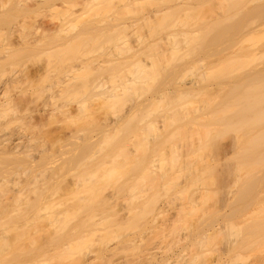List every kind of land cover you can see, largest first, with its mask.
Returning a JSON list of instances; mask_svg holds the SVG:
<instances>
[{"label": "rangeland", "instance_id": "1", "mask_svg": "<svg viewBox=\"0 0 264 264\" xmlns=\"http://www.w3.org/2000/svg\"><path fill=\"white\" fill-rule=\"evenodd\" d=\"M27 1L29 2V0ZM40 1L39 3L42 6V3H44L46 7V0L45 2L41 1L42 3ZM53 1H55V4H53ZM83 1L84 0H52L50 3L52 7L49 8L48 5L50 0H47L48 3L46 8L37 5L33 8L35 9L34 11L37 10L34 13L31 11L33 9L28 8V13L26 14L29 15L23 14L26 16L25 18L21 16L22 12L21 15L18 14L20 12L16 13L17 17H15V12L17 10L13 12L14 14L12 15V10L8 7L5 6L3 7L4 9L2 8V12L5 8L8 9L5 10L7 11L5 15L4 11L3 14H1L2 17L0 16L3 22L0 21V27H11L12 29L9 30L8 33L11 34L9 35L6 33L8 29L0 28V30L5 33L4 39L2 38L4 35H0V44H4L5 40L10 39V41L15 40L16 43L14 41L13 43L17 46L18 40H16L15 37H17V39L18 37L21 38L22 36L20 35H23L26 26L28 31H25L29 33L26 34L29 35L28 41L31 40L32 43H30L31 41L28 43V50L26 49L27 47L23 49L24 52H27V54L23 52L24 56H20L22 50L21 54H19V50L17 54H12V50V55L10 54L8 56L10 58L12 57L11 61L7 58L10 63L8 64L7 61L4 60L6 63H2H4L3 65L5 68L3 69L2 67L0 70L1 82L10 74L11 76L15 75L16 79L18 76L22 78V75L27 78H24V80L28 82H24L23 78L20 79V81H23V84L17 82L19 80L18 78L17 81L10 82L14 85L8 83L9 85L6 86L9 92L7 93V90H5L6 93H4L8 95H11L10 93H12V95L14 94L15 106L14 104L11 106L17 107L15 109L17 111H15L16 114L12 116L13 114L7 113V111H9L7 110L4 115L0 114L3 116L2 118L0 117V120H4V117L6 119V116L9 114V122L13 120V122L10 123L12 128L16 125L20 127L22 124L24 128L26 127L24 124L29 123L27 125L28 132L25 131V129L24 131L20 130L21 127L19 128L17 126V130L16 128L12 129L9 125L12 130H16V133L17 131L18 133L16 135L10 133L9 135L11 136L7 135L8 137H6L4 132L7 134L10 129L9 127V129L6 128L8 126V121L1 120V122H3H0V124H2L0 127H3L4 122L6 123L4 124L5 128L1 129V133H3L1 136H3V138H0V142L8 144L7 141L12 138L14 139H12L13 142L16 140L21 141V137V142L24 143L23 145L20 144V141V143L17 141L15 142V145H21L18 147L20 150L22 146L25 148L24 145L30 147L29 144L27 145V140L28 138L31 139V145L35 144L32 146V150L30 148L32 154H27V156L32 155L30 156L31 160L33 156L38 158V156H40L38 153L41 154L45 149L47 152L51 149L52 152V149L55 148L53 149L55 150V155H53V152H48V155H52L49 157L50 159L45 152L42 154L44 159H42L41 156L38 159H34L33 157L34 161H37L36 163L32 160L34 162L32 164L33 166L36 164L38 165L40 162L39 171L37 166H29L30 169L33 168V170L25 169V172L33 171V175L34 173L40 175V173L42 171L45 172L46 169H48L47 171L49 173L51 170L53 173L61 172L58 173L61 174V176L59 175L60 178L56 175L59 180L63 177L62 180H60V185L58 184L60 182L59 180L57 183L58 185L54 182L56 177L55 180H52L57 186L63 185V189L61 187V190L58 189L60 187L57 188V186H55L56 192L57 189L58 194L62 192L63 200H66L65 196L63 197V193H66L64 192L66 189L67 191L70 189L72 192L73 190L78 192V197L76 194L71 198L70 196L72 195L69 190L70 196H66H69L66 204L69 201L76 202L79 198L83 200L89 194L84 192L83 189H86V186H93V189L89 187L86 190L91 188L92 190H89V192H93V195H96V197L98 196L97 194H99L100 197H98V200L102 197L100 203L102 202L104 206L106 205L105 208L102 206L105 210L102 215L107 214L106 216H108V213H110L113 215V217L109 215V217L113 218V220H111L115 223L118 220V223H116V227H113L112 225H115V223L111 221L112 224L110 225L112 228L108 227L105 229L106 225L104 224L103 227V220L101 224L95 226V229H85V235L87 234L92 239L91 244L83 248L81 252L73 253L74 255L67 257L68 259L62 258V261H59L60 259L57 257L58 255H56L59 248L60 250L66 249L69 251L71 250V246L70 244H65L64 241L62 242L64 246L59 245V248L55 247L58 243L56 244L55 242V244H51L53 239L57 238L60 234L59 232L56 234L57 231H54L57 236H54V238L50 236V233H52L51 230L53 231V228L57 230V228L52 225L51 227L48 226L50 229L47 226H42V229L40 227V229L38 228L39 232H37L38 230L33 231L32 229L34 228L32 226V229L31 227L27 229L30 225L23 227L22 219L20 217V219L18 218L19 215H17V218L13 215L14 219L12 218V224H14L16 219V221L21 223H18V225L20 224L19 226L23 228V231L20 227L15 229L14 226L13 233L11 232L13 236H11L12 234H9V232V235L6 236L7 232L4 234L2 231L4 229H0V233L2 232L3 235L6 236V239L4 237L2 238L1 235L0 237L2 240L8 241L7 237L9 236L10 243L11 241L13 242L17 235L22 236L19 242L17 240L14 244H9L10 247L13 246L15 249L7 245V247H9L7 248L9 252L11 250L15 251L18 256L12 253L13 255L11 254V257L8 255L11 252L9 253L8 250H6L8 252L7 256L4 254L5 256L1 257L0 255L2 259L0 260V264H11L10 262L13 260L14 264H33L35 259H37L35 264H46L47 262V264H82L79 262L92 258L93 259L88 262L89 264H154V256L157 257L155 259H158V264H264V0H250V2L249 0H245V2L244 0H142V2L139 1V4L138 1H136L132 5L125 6H123L124 0H122L121 4H123L121 7H119L120 0H104L103 3L105 4L102 7L93 8L89 13L90 17L86 15V18L103 19V17H105L104 19H107V14L108 16L114 14L115 16L113 15L114 17L112 16V18L117 20L123 18V20H125L124 26L121 25L120 22L117 24L118 26L107 27L108 29H93L91 26L94 25H91V22H87L90 26L89 29L87 27L88 25L85 23L82 24L84 26H80L81 21H78V18L76 19L70 12L76 11L79 14L84 6L83 4L81 6ZM113 1L114 4L117 2L119 5H112ZM34 2L35 1L29 3L36 5L37 2H35V4ZM32 5L30 6L34 7ZM189 5L191 6V9L189 7L190 10L186 7ZM38 7H41L43 11ZM159 8L162 10L165 9L164 11L166 12L162 11L159 15H153L152 12ZM29 11L31 13H29ZM116 11H118V13ZM181 11L183 14L187 11L188 15L185 14L181 17ZM188 11H190V14ZM8 12H10V14ZM38 12L40 13L39 15ZM7 13L9 16L12 15L15 18L12 19V16H10L11 18L8 17ZM178 13L180 16H178ZM94 14L100 15L97 16ZM65 16L67 18H64ZM184 16H187L186 19L188 20H185ZM4 17L6 20L12 19L9 25L7 23L9 21L5 20V24H7L2 26V24L4 25ZM68 18L72 19V21L75 18V21H69L70 24L67 21L69 20ZM62 19L65 20L63 24L60 22ZM248 19L250 21L249 24ZM181 21L183 22L182 25ZM23 22H26V24H24L26 26L21 28ZM218 22L220 24H218ZM182 26L183 28L185 27V31L186 29L188 30L187 27L191 26L190 29L195 30L197 34L188 37L191 39H187L190 40V43H187L188 45L185 43V46H188H186L187 48L183 49L182 46V49L178 50L179 45L175 47L170 45V47L169 44H172V42L173 44H183L181 40L183 39L182 36L179 37L180 35H178V38L176 35L171 34L172 32L177 33L175 32L177 30L178 33H181L179 30L182 29ZM247 28H251L252 30L249 38L245 37L248 30ZM20 32L21 34H19ZM17 34L19 35L17 36ZM30 34L32 35L30 36ZM173 36L177 38V41L181 38L182 44L180 41L174 43L176 41L173 40ZM168 37L170 40L172 39V42L170 41L169 43ZM246 38L247 40H245ZM7 41L6 43H9ZM11 43L9 48H14V44L12 43V45ZM17 48L18 47H16V50ZM226 48H229V50L232 48L235 49L236 56L239 58L235 57L236 60L232 59L235 60V62L237 61L236 64L234 61L231 62L230 60L232 59H229V57L226 58L229 53L232 54V56L235 55L233 54L234 51L229 52ZM222 49H226L229 53L225 50V54L227 53V55H224V50L222 52ZM147 50L148 52H146ZM156 50L161 53V50H165V52L160 54L158 58V52H156ZM219 50L225 56L221 57L220 55V57L222 59L225 58V60L229 59L231 65L230 63L228 65L229 61L226 60L227 62H225V60H221L222 63L219 62L220 65H216L217 67L211 66L210 62L213 58L211 60L210 57L217 55L215 53ZM141 51L146 52L147 56H151L150 53H154L151 57L154 59L157 56V59L155 58L156 60L154 59V63L145 66L144 69L143 66L140 68L141 66H134L133 63H130V65L127 63L129 68H127L128 65L127 67L126 65H121L124 63V57H143L146 55ZM190 53L192 55L187 56ZM217 56L220 58L219 54ZM191 57L194 58V60ZM119 59L123 60L120 61L122 62L120 65L118 62ZM191 59L195 62H192ZM201 59H205V61ZM208 59L211 61L207 64L206 60ZM127 60L128 59H126V61ZM189 60L191 62L187 63ZM217 60L218 59H216L215 62L213 61V63H216ZM114 62H116V64ZM131 64H133V66H131ZM24 66H26V68L28 67V69L25 68L26 71L23 70ZM21 71L23 73L26 72L28 75L23 74ZM133 71L138 74H143L142 72H144L145 77H143L144 75H142V78L141 75L132 74ZM69 74L70 76L74 75V77L72 76L73 78H71L67 76ZM135 75H138V77L134 78ZM68 77H70L69 79L71 80H68ZM128 78L133 79L126 83ZM137 79L139 82H134V80ZM57 82H59V85ZM131 82L132 84H130ZM24 83L26 84L24 85ZM123 83L124 88L122 87ZM192 83L198 85V91L195 90L197 92L193 91L189 94L180 93V87ZM27 84V92H25V94L21 93L23 86L27 87ZM81 84H89L88 88H86L88 91L85 90V86H81L80 89H83V92L80 91L81 93H78L79 91H77V89L79 88L77 86L80 87ZM129 84L133 87L130 86L132 88H129ZM113 87L116 90L120 87L123 89H119V92L117 91L118 93L114 90L115 93H113V95L115 96L111 95V93V96H107L109 95L107 91H112ZM35 89L38 92H36ZM23 90L26 91L25 89ZM32 90H35L36 93L32 94ZM19 92L21 93L20 95H24V98L22 97L23 95L20 96L23 99H19L21 101L26 99L27 105H29L25 108L26 110L24 109V103L22 102L24 107L20 106L19 104H21V102L17 100L16 95ZM30 92H32V95ZM37 93L39 97L38 95L34 96ZM12 95L11 97H13ZM28 95L29 97L27 98ZM29 98L30 100L34 98V101L32 100L30 102ZM54 101H57L55 108L57 105H60L65 109L63 108V110L61 107L56 112L57 108H53L52 105ZM24 102L26 104V101ZM81 102L85 106L82 110L79 108L82 107V105L79 106ZM136 103L141 104L140 108L129 111ZM53 104H55V102ZM18 110L20 113L21 111L23 112V120L21 121L25 123L21 122L20 119L19 122H17V120L14 123V120L20 117L10 119L11 116L12 118L16 117L17 112H19ZM28 110L29 112H27ZM53 110L56 113L50 115L49 113L53 112ZM132 111L133 115L129 114ZM126 112L127 115H125ZM30 115L33 117L31 118ZM117 119H119L120 122L108 126L109 123ZM20 122L22 123L21 125ZM3 129L6 131H3ZM105 129H107L106 132ZM24 132H26V134ZM68 133L69 135L72 134L70 135L71 138H64ZM29 134L32 138L31 136L29 137ZM75 134L77 139L75 138ZM17 136L19 137L17 138ZM23 136L26 138V142L23 141V139L25 140ZM59 138H61V140ZM85 138H89L90 145ZM68 139H70V141ZM40 140H44V143L42 142L44 147L40 145ZM12 141L9 142L13 143ZM60 141L63 143L66 141V144H61ZM77 141H81L79 143H81L82 146H84L83 143L85 142V146H89V148H86L89 152L85 151V147H81V144H78ZM51 142H53V146ZM55 142H59V144H55ZM87 142L88 144H86ZM36 145L38 146L34 148ZM59 145L63 146L61 147L62 150L59 148ZM49 146H51V148ZM56 147L60 149V151H58ZM24 148H21V150H24ZM80 148L84 149L86 154L85 157L82 156L84 157L83 159L81 155H84V152L80 153ZM30 150L29 152H31ZM25 151L27 152L28 150L25 148ZM78 152L81 154L80 157ZM25 155L22 154L20 156ZM47 158L50 161H48ZM63 158H68L66 159L67 164ZM74 159H79L78 162H80L81 159L83 161L80 166L77 167V163H75ZM9 161L10 160H6L4 163H8ZM51 161L54 162L52 163ZM101 163H103V166ZM126 163H128L129 167L130 165L133 167H130L131 169L124 168V166L127 167ZM6 164H2L4 166L0 168L3 169L5 166L8 167H6L5 170L14 168L11 166V162L8 164L9 166ZM44 165L45 167L47 166L45 170ZM40 166L43 168L42 170H40ZM19 167L20 166L15 167V169H18L17 172H20L22 169H19ZM21 167H24V165L22 166L21 164ZM60 167H62V169L58 171ZM68 167L72 169L69 170ZM109 167L116 168L117 170L119 168L121 170L126 169L127 171L124 170V174L123 171L119 170L121 172H119V174L117 171V175L121 176H118L117 179V176L108 179L106 169L109 170ZM34 168L39 173L35 172ZM11 169L7 173H10L12 176L13 173L11 174V172L15 169L12 171ZM49 169L51 170L49 171ZM54 169L57 172H54ZM82 170H85L86 174L87 171L93 174L96 172L94 175L95 177L91 178L93 180L90 179L91 181H89V179H86L89 178L91 174H87L90 176H85ZM22 171L24 170L22 169ZM15 172L16 170L14 171V175L17 174ZM21 172L20 176L18 174V177H16L17 175L12 177L9 176L10 180L13 178L12 181H9L8 177H6V181L9 183L8 187L10 188V185L12 187L13 184V187L10 188L13 192H11L8 187H5L4 190L9 189V191H3L2 185L0 184V190H2L4 194L6 192L3 197L5 198V202H3L4 199L0 197L1 204L7 202L9 205L10 203L16 205L17 202L19 203V201H21L20 205L18 204L17 206L22 208V202V205L26 204L24 201L25 197H23L24 200L22 198L23 195L28 198V200L26 199V201H29L27 203H30V200H32L35 204H39V201L35 200L38 195L35 197L36 195L33 194V192L40 194L37 193L36 190L41 188V191L45 190L43 193L44 195L46 191H48L47 193L49 194V190H46L45 186H43L44 189H42V187L39 186L41 183L34 180L32 173L25 174L24 172L25 175H21ZM48 172H45L46 175H48L49 178H54V176L52 177L54 174L51 172V175L48 174ZM45 173L43 174L44 176L41 174L43 178L38 176L41 178V180L39 179L40 181L46 176ZM0 174L5 177L6 173ZM80 174L84 176L82 177ZM30 175H32L31 179H29ZM79 176L85 181L86 186L82 183V179H80L82 182L78 180ZM46 177L43 181H46ZM102 177H105L106 180L102 181L103 179H100ZM19 178L21 181L18 180ZM84 178L88 180V182L84 180ZM1 179H3V181L5 180L3 177H1L0 180ZM14 179H16L21 186L24 185L22 186L23 189L21 186H19L20 188L16 187ZM74 179L75 181H73ZM76 179L78 181H76ZM16 180L15 183L17 182ZM22 180L24 182H32H30L31 184L27 182V184H30V186L28 184V187L26 183L23 182L22 184ZM33 181L38 182L37 186L36 184L33 185ZM52 181L50 183H52ZM11 182L13 183L10 184ZM46 182L42 183H49ZM73 182L77 184L74 185ZM7 183H3V187L4 184ZM55 184H51L53 185V190L51 189L52 191L50 194H52L51 196L54 195L52 199L56 198L58 195L53 192L55 191ZM18 185L19 184H17V186ZM68 185L71 188L74 186L73 188L79 190H72L66 187ZM133 185H135L133 187L134 189L131 188ZM31 186H34V188ZM35 186L38 187L36 190ZM117 186L119 187L118 193L117 190H115ZM122 186L125 187L122 188ZM14 187L16 189L18 188L17 191ZM118 187L116 189H118ZM120 187L122 189H120ZM31 188L32 191H35L30 193ZM123 189L126 190L124 191ZM2 191L0 193H2ZM21 191H23L24 194ZM17 192L18 194H16ZM20 192L22 196L20 194V197H18ZM25 192L28 193L29 196L27 194L25 195ZM14 193L17 197H15ZM43 194L42 196H44ZM48 194L46 195L48 196ZM1 195L2 194H0V196ZM10 195L12 199H10ZM46 195L43 198L44 200H48L49 198L48 196V198L45 199ZM82 197L84 198L82 199ZM19 198H22L23 201H17ZM38 198H40V196ZM50 198L49 200H51ZM57 198L56 200H58ZM10 200H16V202H11ZM44 200H42V203ZM61 200L58 201L62 203ZM93 200L96 202L97 198ZM102 200L105 202L107 201V203ZM145 200L146 205L148 201H151L149 204L152 203V210L149 211L151 213L147 212L150 207L148 210L146 209L144 204ZM32 201L31 203H33ZM46 203L48 202L46 201ZM55 203L52 202L51 205ZM69 203L67 206H69ZM56 204L57 205L53 206V208L56 207L57 209L59 204ZM14 205H11L13 209H15ZM17 206L15 207L18 208ZM46 206L44 207L45 209ZM130 206L133 207V210ZM144 206L147 214L139 219V217H136V215L138 216L136 212L138 211L137 213H139L144 211ZM41 207L42 206H40V208L36 206L37 209H41L42 211L44 208ZM60 207L65 206L61 205ZM60 207L58 208L59 210L61 209ZM7 209L10 211V208ZM13 209H11V212L13 211L12 213L16 214L18 210ZM45 209L42 212H44ZM69 209H72V207H69ZM97 209L100 210V206ZM145 212L139 213V215H143ZM100 213H98L97 216L99 219L101 218ZM11 215L10 213V216ZM108 220L109 218L106 223ZM125 222L134 226L131 225L127 227L128 224ZM25 223L26 225L28 224V222H24V224ZM71 224L70 221V225ZM70 225L66 230L71 229ZM123 225L126 227H123ZM121 227H123V229H120ZM118 228L120 230H118ZM19 229L20 231H17L19 234L16 235L15 233L17 232H14V230ZM45 229L49 230L50 233L47 234ZM27 230H31L34 233L37 232V234H31V231L30 233L29 231L26 232ZM40 230L43 232L40 233ZM117 230L119 232L123 231V233L120 232L119 234ZM10 231H12V229ZM26 233L34 236L33 240H35V243L33 241L31 242L34 244L37 243L42 248L36 245V247H33L34 244L29 243L32 238L29 237V235L27 236ZM44 233L46 234L45 237H43ZM14 235L16 236L14 237ZM105 235L106 238L101 242V239ZM48 236H50V239L52 237L51 241ZM44 238L47 239L43 241ZM98 239H100V241ZM72 243L73 246L77 244L76 241H72ZM102 243L104 245L107 243L104 249L116 246L115 250L107 251L106 249V253H103L104 250H98V252H101V255L104 254V259L100 255L101 258L97 256L96 253L98 252L95 253V251L99 249L98 247L102 246ZM42 245H45V251L48 255L46 256V254H43L42 256L41 253L39 257V250H44ZM31 247L33 251L30 250ZM19 248L22 250V254L18 252L20 251ZM35 250H37L38 253ZM2 251H4V249H2ZM30 251L31 255L29 254ZM33 252H36L34 254L35 259L31 257ZM145 253L148 254L147 258L143 256ZM37 254L38 256H36ZM94 254L97 256L96 259L93 257L95 256ZM149 254L152 255L151 259L148 258L150 257ZM47 257H49V260L46 262L43 259H47ZM55 257L58 260L55 259ZM38 258L42 259L39 260ZM70 258L72 262L69 263ZM161 259L166 261H162ZM67 260L69 261L66 262ZM83 263L85 264V262Z\"/></svg>", "mask_w": 264, "mask_h": 264}, {"label": "bare ground", "instance_id": "2", "mask_svg": "<svg viewBox=\"0 0 264 264\" xmlns=\"http://www.w3.org/2000/svg\"><path fill=\"white\" fill-rule=\"evenodd\" d=\"M33 1L37 2L36 5H32V3H31V4L29 3V2H33ZM39 1H40V0H37V1H36V0H32V1L29 0V2H28L27 0H0V16L2 17L1 14H3V12H4L6 9H8V8H9L10 10H12V13H11L12 15L14 14L13 12H15V11L17 10V11L15 12V17H17L16 13H18V12H20V13H18V14H20V15H21V12H22V15H21V16L29 15V14H26V13H28V12H27V11H28V8L33 9V8H35V6H37V5H40L42 8L45 7V6H44V3H42V2H45V0H44V1L41 0L42 2L40 1V2L43 4L44 7L39 3ZM60 1H62V0H60ZM63 1H65V0H63ZM108 1H111V0H108ZM121 1H122V0L119 1L120 3L118 2V3L120 4L119 7H121L122 4H123V3L121 4ZM136 1H138V4L140 3L139 1L142 2V0H124V1H123V2H124L123 6H125V5H130V4L132 5V4L135 3ZM35 2H34V4H35ZM51 2H52V0H50V2H49V5H48L49 8L52 7V5H50ZM54 2H55V1H53V4H55ZM103 2H104V0H103V1H102V0H84V1L81 3V6H82V4L84 5V6L82 7V8H83L82 11H80L79 14H78L76 11H74V12H70V14H71V15L73 14L74 17H76V19L78 18V19H77L78 21H79V20L81 21V22H80V23H81L80 26H84V25H82V24H84V23L88 25V24L91 22L90 24H91V25H92V24L94 25V26H91V28L93 27V29H94V28L104 29V28L111 27V26L113 27V26H116L117 24H119L120 22H121V25L124 26L125 20H123V18H122V19H118V20L112 18V16H113L114 14H112V16H108V14H107V17H108V18L106 17L107 19H104L105 17H103V19H101V18H89V19L86 18L87 16L90 17L89 13H90V11H92L93 8H99V7H102V6L105 4V3H103ZM105 2H106V1H105ZM244 2H245V0H244ZM247 2H248V1H247ZM249 2H250V0H249ZM28 3H29V4H28ZM45 3H46V7H47V3H48L47 0H46ZM102 3H103V4H102ZM107 3H108V2H107ZM115 4H116L117 6L119 5V4H117V2H116ZM115 4H114V1H113V4H112V5H115ZM30 5H32V6H34V7H31ZM109 5H110V4H109ZM112 5H111V8H112ZM136 5H137V4H136ZM5 6L8 7V8H5V10H3V12H2V8L5 7ZM105 6H106V5H105ZM41 7H38V8L41 9ZM46 7H45V8H46ZM113 7H114V6H113ZM126 7H127V6H126ZM126 7H124V8H126ZM128 7H129V6H128ZM128 7H127V8H128ZM186 7H187L188 9H189V7H190V9H191V6H190V5H189V6H186ZM186 7H185V8H186ZM53 8H54V7H53ZM129 8H130V7H129ZM171 8H173V7H171ZM3 9H4V8H3ZM107 9H108V8H107ZM188 9H187V10H188ZM190 9H189V10H190ZM34 10H35V9L31 10V11H33L32 13H34V12L37 11V10H36V11H34ZM41 10L43 11V9H41ZM98 10H99V9H98ZM164 10H165V9H164ZM164 10H162V9L159 8V9L154 10L152 13H153V15H159V14L162 13V11H163V12H166V11H164ZM184 10H185V9H184ZM6 12H7V11H5L4 15L6 14ZM23 12H25V13H23ZM39 12H40V10H39ZM39 12H38V15L41 13V12H40V13H39ZM96 12H97V10H96ZM113 12H114V11H113ZM116 12L118 13V11H116ZM189 12H190V11H188V13H189ZM8 13L10 14V12H8ZM8 13H7V16H8V17L12 16V15L9 16ZM29 13H31V12L29 11ZM91 13H92V12H91ZM23 14H24V15H23ZM102 14H103V13H102ZM115 14H116V13H115ZM181 14H182L181 17H183V15H185V14L188 15V14H187V11L185 12V14H183L182 11H181ZM189 14H190V13H189ZM36 15H37V14H36ZM86 15H87V16H86ZM94 15L99 16L100 14H99V15H98V14H94ZM7 16H6V19H7ZM104 16H105V14H104ZM114 16H115V15H114ZM114 16H113V17H114ZM178 16H180L179 13H178ZM15 17L12 16V19L15 18ZM25 17H26V16H24V18H25ZM68 17H69V16H68ZM118 17H119V16H118ZM118 17H117V18H118ZM186 17H187V16H184L185 20H188V19H186ZM189 17H190V16H189ZM10 18H11V17H10ZM10 18H8V19H10ZM64 18H67V17L65 16ZM177 18H178V19H181V18H179V17H177ZM190 18H191V17H190ZM3 19H4V20H3ZM3 19H2V20L4 21V25L2 24V26H5L7 23H8V25H9L10 20L12 21V19H10V20H6L5 17H4ZM68 19H69V18H68ZM74 19H75V18H74ZM74 19H73V21H72V19H69V20H67V21H68V22H69V21L74 22V21H75ZM182 19H183V18H182ZM5 20H6V21H9V22H7V23L5 24ZM183 20H184V19H183ZM183 20H182V21H183ZM218 20H219V18H218ZM218 20H216V21H218ZM0 21H1V19H0ZM182 21H181V22H182ZM220 21H221V20H220ZM220 21H219V22H220ZM1 22H2V21H1ZM60 22L63 24V23L65 22V20L62 19V21H60ZM68 22H67V24H68ZM87 22H89V23H87ZM117 22H118V23H117ZM181 22H180V23H181ZM183 22H184V21H183ZM183 22L181 23V25L183 24ZM219 22H218V24H220ZM249 22H250V21H249V19H248V24H249ZM2 23H3V22H2ZM61 23H60V25H61ZM69 23H70V22H69ZM122 23H123V24H122ZM184 23H185V22H184ZM186 23H187V21H186ZM24 24H26V22H23V24L21 25V28H24V27L26 26V25H24ZM70 24H71V23H70ZM187 24H188V23H187ZM8 25H7V26H8ZM23 25H24V26H23ZM64 25H65V24H64ZM55 26H57V25H55ZM76 26H77V24H76ZM76 26H75V28H76ZM117 26H118V25H117ZM186 26H187V25H186ZM8 27H9V26H8ZM58 27H59V26H58ZM87 27H88V29H89L90 26L88 25ZM121 27H122V26H121ZM190 27H191V26H190ZM190 27H187L189 31H188L187 29H186V31H185V29H184L185 27L183 28V26H182V29L179 30V32H181V33H178V30L175 31V32H177V33H173V32L171 33V34L176 35L177 37H178V35H180L179 37L182 36L183 39H181V38H180V39L183 41V44H184V45L182 44V42H181L180 39H178V41H180L182 45H180V44H173L172 39L170 40V38L168 37V38H169V39H168V40H169V43H170V41L172 42V44H169V46L172 45L173 47H175L176 45H177V46L179 45V46H178V50H181V49H182V48H181L182 46H183V49H184V48H187V47H188V46H187V45H188L187 43H188V42L190 43V40H187V39H191V38H188V37L191 36V35H193V34H197V32H195V30L190 29ZM194 27H195V26H194ZM0 28H2V29H4V28H5V29H8V31H7L6 33L9 34V35H11L10 33H8L9 30L12 29L11 27H9V28H7V27H4V28H3V27H0ZM26 28H27V26H26L24 29L27 30ZM56 28H57V27H56ZM79 28H80V27H79ZM192 28H193V27H192ZM248 28H249V27H248ZM248 28H247V29H248ZM107 29H108V28H107ZM111 29H112V28H111ZM183 29H184V30H183ZM194 29H195V28H194ZM247 29H246V30H247ZM25 30L23 31V35H20V36H22L21 38L18 37V39H17V37H15V39L18 40V41H17V44H16L17 46H15V44L13 43V41L16 43L15 40L10 41V39H9V40L7 39L8 41H7V40H5V42L2 41V42H4V44L1 42V43L3 44V46H4V47H3L2 44H0V63H1V65H3L4 63H2V62H5V61H7L8 64L10 63V62L7 60V58L11 61V58H12V57L10 58V57H8V56L11 54L12 50H13V52H14V53L12 52V54H15V53L17 54V53H18V50H19V54H21V50H22V54H21L20 56H24V55H23V52H24L23 49H25L26 47H27V48H26L27 50L29 49L28 43H29L31 40L28 41V40H29V37H28L29 35H26V34L28 33V32H27L28 30H27V31H25ZM91 30H92V29H91ZM182 30H183L184 32H183ZM246 30H245V31H246ZM0 31H1V30H0ZM11 31H12V30H11ZM11 31H10V32H11ZM101 31H102V30H101ZM104 31H106V30H104ZM18 32H19V31H18ZM25 32H26V33H25ZM248 33H250V34H248ZM251 33H252V30H251V28H250V29L247 30V34L245 35V37H248V38H249V37H250L249 35H251ZM1 34L4 35V36L2 37V38L4 39V37H5V33L1 31L0 35H1ZM19 34H21V32H20ZM19 34H17V36H18ZM24 34H25V36H24ZM28 34H29V33H28ZM181 34H182V35H181ZM31 35H32V34H30V36H31ZM26 36H27V37H26ZM170 37H171V35H170ZM179 37H178V38H179ZM27 38H28V39H27ZM32 38H35V37H32ZM171 38H172V37H171ZM176 39H177V38H176L175 36H173V40L176 41V42H174V43H178V41H177ZM1 40H2V39H1ZM19 40H20V41H19ZM245 40H247V38H246ZM6 41L9 42V43H6ZM11 42L14 44L15 47H14V46H13V47H14L15 49L12 48V47L9 48ZM5 43H6V44H5ZM12 43H11V44H12ZM30 43H32V41H31ZM185 43L187 44V45H186L187 47L185 46ZM13 44H12V45H13ZM5 45H6V46H5ZM7 45H8V47H7ZM29 45H30V44H29ZM16 47H18L17 50H16ZM170 47H171V46H170ZM176 48H177V47H176ZM176 48H175V49H176ZM195 48H196V47H195ZM226 49L229 50V48H226ZM226 49H225V50H226ZM27 50H25V51H27ZM223 50H224V49H222V52H223ZM225 50H224L223 53H224V55H227V53L225 54ZM15 51H16V52H15ZM161 51H162V53L165 52V50H161ZM226 51H227V50H226ZM231 51H234V52H235V49L232 48V49L229 50V52H231ZM263 51H264V50H263ZM141 52H142L143 54H144V53L146 54V52H148V50H147L146 52H144V51H141ZM156 52H158L157 54H158V58H159L160 54H162V53H161L160 51H157V50H156ZM159 52H160V53H159ZM218 52H219V53H218ZM218 52L215 53V54H217V55L219 54V57H220V55H221V57L224 56L223 53H221L220 50H219ZM227 52H228V51H227ZM229 52H228V53H229ZM234 52H233V54H235V55L232 56V54L229 53V54H228L229 56L227 55L226 58L229 57V59H232V58H233V59H235V60H236L235 57L239 58L238 56H236V52H235V53H234ZM142 53H141V54H142ZM12 54H11V55H12ZM19 54H18V55H19ZM24 54H27V52H24ZM150 54H151V56L154 55V53H153V54L150 53ZM190 55H192V54L190 53V54H188L187 56H190ZM217 55H214V56H216L217 58L214 57V56H211V57H210L211 60H212V58H213L212 61L209 60V59L206 60V61H207V64L211 61L212 63L210 62V64H211V66H213V67H214V66L217 67L216 65H220V63H222V61L225 60V58L222 59V58L220 57V58H221V59H220V58H218ZM15 56H16V55H15ZM144 56H145V57H144ZM144 56H143V57H136V56H133V57H127V58L124 57V58H123V59H125L124 61L121 59V60L124 62V63L121 64V65H126V67H127V65H128L127 63H129V65H130V63H133L134 66H135V65L141 66L140 68H142V66H143V69H144L145 66H147V65H149V64H151V63H154V61L157 59V58H156L157 56L155 57L156 59L154 58L155 60L153 59V57H151V56H147V54L144 55ZM25 57H26V56H25ZM224 57H225V56H224ZM242 57H243V56H242ZM191 58H192V57H191ZM240 58H241V57H240ZM126 59H128V60L126 61ZM192 59L194 60V58H192ZM192 59H191V61H192ZM216 59H218V60L216 61V63H213V61L215 62ZM229 59H226V60L229 61ZM233 59L230 60V61H231V62L234 61V63L236 64L237 61L235 62V60H233ZM241 59H242V58H241ZM4 60H5V61H4ZM68 60H69V59H68ZM121 60L119 59V61H118V62H119V65H120V63H122V62H120ZM196 60H197V59H196ZM201 60H203V59H201ZM221 60H222V61H221ZM226 60H225V62H227ZM116 61H117V60H116ZM128 61H130V62H128ZM191 61L189 60V61H187V63H188V62H191ZM203 61H205V59H204ZM230 61L228 62V65H229V63H230V65H231V62H230ZM25 62H26V61H25ZM25 62H24V64H25ZM192 62H195V61H192ZM199 62H200V61H199ZM201 62H202V61H201ZM219 62H220V63H219ZM5 63H6V62H5ZM114 63L116 64V62H114ZM239 63H240V62H239ZM239 63H238V64H239ZM117 64H118V63H117ZM133 64H131V66H133ZM212 64H213V65H212ZM214 64H215V65H214ZM226 64H227V63H226ZM232 64H233V63H232ZM235 64H234V66H235ZM238 64H237V65H238ZM1 65H0V66H1ZM5 65H6V64H5ZM129 65H128L127 68H129ZM221 65H222V64H221ZM138 66H137V67H138ZM2 67H3V69L5 68V66L3 65V66H1L0 70L2 69ZM22 67H23V64H22ZM53 67H54V66H53ZM25 68H26V66H24L23 70L26 71V69H28V67H27L26 69H25ZM20 70H22V69H20ZM138 70H140V69H138ZM27 71H28V70H27ZM144 71H145V70H144ZM21 72H22V71H21ZM22 73H23V72H22ZM133 73H134V71L132 72V74H133ZM142 73H143V74H141V73H140V74H138V73H134V74L141 75V77H142V75H144L143 77H145L144 72H142ZM14 74H15V73H14ZM23 74H27V73L24 72ZM17 75H19V74H17ZM27 75H28V74H27ZM27 75H26V76H27ZM29 75H30V74H29ZM138 75H137V76L135 75L134 78H135V77H138ZM67 76H70V74L67 75ZM72 76L74 77V75H72ZM72 76H70V77L73 78ZM19 77H20V76H18L17 79H16V78H15V75L11 76V74H10L8 77L6 76V78L3 79L2 82L0 81V82H1V83H0V114H1V115H2V114L4 115V113H5L7 110H9V111H7V113H9V114L12 113V114H13V115L11 114L12 116H14V115L16 114L15 111H17V110H15V109H16L17 107H13V106H11V105H13V104H14V106H15V101H14V96H13L14 94L12 95V93H10V94L13 96V97H11V95H8V94H5V93H6V92H7V93L9 92V91L7 90L8 87H6V86H8L9 84H11V83H10L11 81H13V82H15V80L17 81ZM29 77H30V76H29ZM70 77H68V80H71V79H69ZM143 77H142V78H143ZM22 78H23V80H24V78H26V77H24V76L22 75ZM22 78H19V80H18L17 82L20 83V84H23V81H22V80L20 81V79H22ZM57 78H58V77H57ZM130 78H131V77H130ZM130 78H128V80H127L126 83H128L129 80H132V79H133V78H132V79H130ZM142 78H141V79H142ZM26 79H27V78H26ZM19 81H20V82H19ZM135 81H136V82H139L138 79H137V80H134V82H135ZM24 82H28V81L24 80ZM70 82H71V81H70ZM134 82H133V83H134ZM8 83H9V84H8ZM57 83H58V85H59V82H57ZM15 84H17V83H15ZM25 84H26V83H24V85H25ZM68 84H69V83H68ZM68 84H67V85H68ZM83 84H84V83H83ZM130 84H132V82H131ZM130 84H129V88H132L133 86L130 85ZM11 85H14V84H11ZM11 85H10V86H11ZM71 85H72V84H71ZM71 85H69V86H71ZM86 85H87V84H86ZM86 85H82V84H81L80 87L77 86V87L79 88V89H77V91H79L78 93H81L80 91L83 92V89H80L81 86H85V90L88 91V89H86V88H88V85H89V84H88L87 86H86ZM126 85H128V84H126ZM134 85H135V83H134ZM123 86H124V83H123L122 87H123ZM130 86H132V87H130ZM12 87H13V86H12ZM16 87H17V86H16ZM24 87H25V88H24ZM125 87H128V86H125ZM26 88H28V84H27V87H26V86H23V88H22V92H21V93H24V94H25V92H27V89H26ZM116 88H117V87H116ZM123 88H124V87H123ZM123 88L120 87L119 89L122 90ZM129 88H128V89H129ZM198 88H199V87H198V85H197L196 83H192V84L184 85V86L180 87V88H179V91H180L181 94H185V93H186V94H189V93H191V92L197 90ZM23 89H25L26 91H24ZM41 89H42V88H41ZM119 89L116 90V89L113 87V90L111 89L113 92H112V91H107V92L109 93V95H107V96H111V95H113V93H115L114 90H116V92H117V91L119 92ZM5 90H7V91L5 92ZM35 90H36V89H35ZM35 90H34V91L32 90L33 93L30 92V94H31V93L34 94V93L38 92L37 90H36V92H35ZM42 90H43V89H42ZM42 90H41V91L39 90V91H40V92H43ZM108 90H110V89H108ZM121 90H120V91H121ZM124 90H125V89H124ZM124 90H123V92H124ZM57 91H58V90H57ZM57 91H55V92H57ZM197 91H198V90H197ZM197 91H195V92H197ZM4 92H5V93H4ZM28 92H29V91H28ZM40 92H39V93H40ZM58 92H59V91H58ZM58 92H57V93H58ZM84 92H85V91H84ZM118 92H117V93H118ZM195 92H194V93H195ZM21 93H20V92L17 93L18 96L15 94L16 97H17V100H20L22 97L24 98V95H23V94H22L23 96L20 95ZM110 93H111V95H110ZM26 94H28V93H26ZM32 94H31V95H32ZM3 95H4V96H3ZM36 95H38V97H39V94H38V93L35 94L34 96H36ZM116 95H118V94H116ZM20 96H22V97H20ZM34 96H33V97H34ZM54 96H55V95H54ZM113 96H115V95H113ZM16 97H15V98H16ZM28 97H29V95L27 96V98H28ZM38 97H37V98H38ZM19 98H20V99H19ZM23 98H22V99H23ZM25 98H26V96H25ZM52 98H53V96H52ZM55 98H56V96H55ZM32 100L34 101V98H33ZM32 100H30V98H29V101H30V102H31ZM53 100H54V99H53ZM24 101H26V104H25ZM24 101H23V100H22V101L20 100L21 104H19V105H20V106H23V107H24V105H25V107H24V109H25V108H26L27 106H29V105H27V100H26V99H24ZM13 102H14V103H13ZM16 102H17V101H16ZM20 102L18 101L17 103H20ZM22 102L24 103V105L22 104ZM54 102H55V104H53ZM54 102H52L53 108H55V105H56V102H57V101H54ZM17 103H16V105H17ZM28 104H29V103H28ZM81 105H82V107H79V108L82 110V108H84L85 106L83 105L82 102H81V104H80L79 106H81ZM140 105H141L140 103H136L135 106L133 105V106L131 107V109H129V111H131L132 109L137 110L138 108H140ZM17 106H18V105H17ZM23 107H22V108H23ZM58 107H59V108H58ZM61 107H62V106H60V105L58 106V105H57V106H56V108H57L56 112H57ZM10 108H11V109H10ZM22 108H21V109H22ZM56 108H55V109H56ZM63 108H64V107H62V109H63ZM79 108H78V109H79ZM28 109H30V108H28ZM64 109H65V108H64ZM64 109H63V110H64ZM80 109H79V110H80ZM10 110H11V111H10ZM13 110H14V111H13ZM25 110H26V109H25ZM63 110H61V111H63ZM18 111H19V110H18ZM22 111H23V109H22ZM22 111H21V113H20V111L17 112V115H19V114H21V115H19V116L16 115L15 118H12V116H11L10 119H16L17 117H20V118L14 120V123H15V121H17V120H18L17 122H19V119H20V121L23 120V119H22V117H23V116H22V115H23V114H22V113H23ZM13 112H14V113H13ZM27 112H29V110H28ZM27 112H25V113H27ZM56 112L53 110V112H51V113H49V114H50V115H51L52 113L55 114ZM134 112H135V111H134ZM59 113H60V112H59ZM132 113H133V111H132L131 113H129V114H132ZM9 114H8V115L6 114L7 116L5 115V116H6V119H5V117H4V120H6V122L8 121V123H7L8 126L6 125V126H7L6 128H8L9 125H10V123L13 122V120L9 122V119H8L9 116H10ZM129 114H128V115H129ZM1 115H0V117L2 118L3 116H1ZM25 115H26V116H29V115H27V114H25ZM125 115H127V112L125 113ZM132 115H133V114H132ZM26 116H25V117H26ZM30 117L32 118L33 116L30 115ZM24 119H25V118H24ZM1 120H3V119H1ZM1 120H0V122H1ZM4 120H3V121H4ZM25 120H27V119H25ZM117 120H118V121H117ZM117 120H116V121L114 120L113 122L109 123L108 126H112V125H114V124L120 122L119 119H117ZM3 121H2V122H3ZM2 122H1V123H2ZM6 122H4V124H5ZM21 122L25 123L24 121H21ZM21 122H20V125L22 124ZM26 123H28V122H26ZM4 124H3V127H0V133H1V129H2V128H5ZM28 124H29V123H28ZM28 124H24V126L26 125V127H24V128H23V124H22V126H20L21 128H20L19 126H17V125H16V126L19 127L20 130H22V131H24V129H25V131H27V130H28V127H27ZM0 126H2V124H0ZM12 126H13V125H12ZM16 126H13L14 128H12L11 125H10V127H11L12 129H15ZM10 127H9V128H10ZM9 128H8V129H9ZM11 128H10V129H11ZM22 128H23V129H22ZM26 128H27V129H26ZM10 129L8 130L9 132H8L7 134H5L6 132H4V135H5L6 137H8L7 135H9L10 133H11V134L13 133L12 135H14V134L16 135V134L18 133V131H17V133H16V130H17L18 128H16L15 131L11 129V130L14 131L15 133L12 132ZM20 130H19V131H20ZM3 131H6V130L3 129ZM10 131H11V132H10ZM106 131H107V129H105V132H106ZM20 132H21V131H20ZM20 132H19V133H20ZM27 132H28V131H27ZM24 133L26 134V132H24ZM69 133H70V132H69ZM69 133H68L66 136H64V138H65V137H66V138H71L70 135H72V134L69 135ZM75 133H76V131H75ZM2 134H3V133H1L0 136H1ZM68 135H69V136H68ZM73 135H74V134H73ZM9 136H11V135H9ZM27 136H28V134H27ZM30 136H31V135L29 134V137H30ZM75 136H76V134H75ZM18 137H19V136H17V138H18ZM60 137H61V136H60ZM0 138H3V136H1ZM17 138H16V139H17ZM23 138H25V137L23 136ZM27 138H28V137H27ZM31 138H32V136H31ZM61 138H62V137H61ZM61 138H59V139L61 140ZM72 138H73V137H72ZM75 138L77 139V136H76ZM75 138H74V139H75ZM12 139H13V138H12ZM12 139H10V140H8V141L6 140L8 144H6V143L3 144V143L0 142V146L2 145V146L0 147V164H1L0 167H3V166H4V165H2V164H6V163H7V162L4 163V161H6V160H7V161L10 160L6 165H8V164L11 162V166L14 167V168H12V169L10 168L11 171L14 170L16 166H17V167L20 166L19 169L22 168V169L24 170V171H22V169L20 170V172L22 171V172H21V173H22L21 175H25V174H27V173H28V174H31L33 171H32V172L29 171V172H30V173H29L28 171L25 172V169L33 170V168L30 169V167H34V166H37V167H38V171H39V165H40L39 163H40V162L38 163V165H37V164L34 165V166L32 165L34 162L37 163V161H34V159L37 158V157H36V156H33L34 159H33V157H32V160L34 161V162H33V161L31 160V158H30V156H32V155L27 156V154L29 155V153L32 154V151H31V150H32V146L35 145V144L31 145V139L28 138V140H27V141H28L27 145L29 144L30 147H29V146L26 147V145H24L25 148H26V150H28L27 152L25 151V148H24L23 146L20 147V150H19L18 147L21 146V145H19L18 143H16V144H18L19 146L15 145V142H16V141L19 142L20 140H16V139H15L16 141L13 142ZM20 139H21V141H22V138H21V137H20ZM85 139H86V138H85ZM85 139H84V140H85ZM88 139H89V138H88ZM88 139H86V140H88ZM13 140H14V139H13ZM29 140H30V141H29ZM34 140H35V139H34ZM57 140H58V139H57ZM57 140H56V141H57ZM65 140H66V139H65ZM68 140L70 141V139H68ZM72 140H73V139H72ZM86 140H85V141H86ZM9 141H12L13 143H10ZM21 141H20V142H21ZM23 141L26 142V138H25V140L23 139ZM40 141H41L40 145L44 147V145H43L44 140H40ZM73 141H74V140H73ZM20 142H19V143H20ZM42 142H43V143H42ZM65 142H66V141H65ZM65 142L63 143L62 141H60L61 144H66ZM75 142H76V141H75ZM77 142H78V144H81V143H79V142H81V141H77ZM88 142H89V140H88ZM88 142H87L86 144H88ZM56 143H57V142H55V144H56ZM68 143H69V142H68ZM68 143H67V144H68ZM82 143H83V142H82ZM20 144L23 145L24 143L21 142ZM25 144H26V143H25ZM51 144H52V146H53V142H51ZM57 144H59V142H58ZM76 144H77V143H76ZM78 144H77V145H78ZM83 145H84V146H82V144H81V147H85V148H84L85 151L89 152V151L86 149V148H89V146H88V147L85 146V142L83 143ZM89 145H90V142H89ZM37 146H38V145L34 146V148L37 147ZM59 146H60V145H59ZM59 146H58V147H59ZM79 146H80V145H79ZM79 146H78V150H79ZM28 147H29V148H28ZM45 147H47V146H45ZM49 147L51 148V146H49ZM61 147H63V146H60L59 148L61 149ZM64 147H66V146H64ZM21 148H24V150H21ZM30 148H31V150H30ZM56 148H57V147H56ZM53 149H55V148H53ZM53 149H52V152H53V155H55V154H54V153H55V152H54L55 150H53ZM57 149H58V148H57ZM60 149H58V151H60ZM80 149H81V148H80ZM84 149H81L80 153H81V152H84ZM29 150H30L31 152H29ZM37 150H38V149H37ZM37 150H36V151H37ZM61 150H62V149H61ZM39 152H40V151H39ZM43 152L46 153V155L48 156V158L52 156V155H51V156L48 155V152H51V149H49L48 152H47L46 149H45V151H43ZM43 152H42V153L40 152L41 154L38 153V155H40V156L42 157ZM52 152H51V153H52ZM87 152H86V153H87ZM45 153H44V155H45ZM51 153H49V154H51ZM78 153H79V152H78ZM80 153H79V157H80V155H81ZM22 154H24V155L26 154V155H25V156H20V155H22ZM58 154H59V153H58ZM83 154H84V155H81V157H82V156H84V157L86 156L85 152H84ZM46 155H45V156H46ZM56 155H57V152H56ZM88 155H89V153H88ZM175 155H176V154H175ZM40 156H38V158H40ZM47 156H46V157H47ZM25 157H27V158H25ZM46 157H45V158H46ZM53 157H54V156H53ZM74 157H75V156H74ZM84 157H82V159H83ZM174 157H176V156H174ZM38 158H37V159H38ZM48 158H47V159H48ZM76 158H77V157H76ZM76 158H75V159H76ZM3 159H4V160H3ZM5 159H6V160H5ZM28 159H29V160H28ZM42 159H44V156L42 157ZM49 159H50V158H49ZM49 159H48V161H50ZM63 159H64V158H63ZM66 159H68V158H66ZM66 159H64L65 163L67 162ZM71 159H73V158H71ZM75 159H74V160H75ZM82 159L80 160V162H78L79 159H78V160H75V163H77V164H76L77 167L80 166V164L82 163V161H83ZM1 160H2V163H1ZM68 161H69V160H68ZM76 161H77V162H76ZM51 162L53 163L54 161H51ZM102 162H104V161H102ZM18 163H19V164H18ZM44 163H45V162H44ZM44 163H43V164H44ZM104 163H106V162H104ZM12 164H13V165H12ZM21 164H22V166L24 165V167H21ZM43 164H42V165H43ZM45 164H46V163H45ZM62 164L64 165L63 162H62ZM62 164H61V165H62ZM66 164H67V163H66ZM94 164H95V163H94ZM102 164H103V163H101V165H102ZM123 164H125V163H123ZM126 164H127V167L124 166V168H126V169H129L130 167H133L132 165H130V167H129V166H128V163H126ZM14 165H15V166H14ZM46 165H47V164H46ZM55 165H56V164H55ZM71 165H72V163H71ZM97 165H98V164H97ZM120 165H121V164H120ZM120 165H118V166L121 167ZM8 166H9V165H8ZM11 166H10V167H11ZM29 166H30V167H29ZM47 166H48V165H47ZM47 166H46V167H47ZM99 166H100V161H99ZM102 166H103V165H102ZM102 166H101V167H102ZM6 167H7V166H5L3 169L0 168V170L2 169L0 173H2V174H3V173H4V174L6 173V174H5V177H4V175H1V174H0V175H1L0 178L3 177V178L5 179L4 181H3V179H1L0 181H3V182H0V184L2 185L3 191H6V192H7V191H9L10 188L13 187V184H12L13 182L10 183V184H12V187H11V185H10V188H9V187H8V184H9V183H7V181H6L7 179H6V177H8V180H9V181H12L13 178H11L12 180L9 179V176H11V175H10V173L8 174L7 172L10 171V169H6V170H5ZM25 167H26V168H25ZM37 167H35V168H37ZM46 167H45V165H44V170L46 169ZM57 167H59V166H57ZM113 167H114V166H113ZM113 167H112V168L109 167V170L106 169L107 172L105 171L106 173H108V179L114 178V177H116V176H117V177H116V179H117L118 176H121V175H117V171H118V173L121 172V171H123L124 174H125V171H124V170H126V169H123V168H122L123 170H121V169L119 168V169L117 170L116 168H113ZM122 167H123V166H122ZM7 168H8V167H7ZM35 168H34V169H35ZM40 168H41L40 170L43 169L41 166H40ZM49 168H51V167H49ZM68 168H69V167H68ZM61 169H62V167H60V169L58 168V171H61ZM70 169H72V168H69V170H70ZM130 169H131V168H130ZM15 170H16L15 173H17V174L14 175V171H15ZM15 170H14L13 172H11V174L13 173L12 176H16V175H17L16 177H18V174H19V176H20V172H17L18 169H15ZM47 170H48V169H46L45 172H48ZM50 170H51V169H49V171H50ZM69 170H68V171H69ZM119 170H121V171H119ZM231 170H232V169H231ZM53 171L55 172L56 170L54 169ZM62 171H63V170H62ZM65 171H66V168H65ZM82 171H83V170H82ZM82 171H81V173L83 174V172H84V175H85V176H86L87 174H91V176H90V175H87V176H90L89 178H86V179H89V181L93 180V179H91V178H94V177H95L94 175L96 174V172H95V174H93V173H91L90 171H87V174H86L85 170H84L83 172H82ZM91 171H92V170H91ZM126 171H127V170H126ZM128 171H130V170H128ZM24 172H25V174H24ZM35 172H37L36 169H35ZM40 172H41V171H40ZM45 172L42 171V172L40 173V175L34 173V175L36 174V176H35L36 178L34 177V175H33V173H32L33 176L30 175V178H29V179H31V178L33 177L34 180L39 181V183H41L39 186L42 187V189H44L43 186H45V187H46V190H47V189L49 190V194L47 193L48 191H46V192H45V195L48 194V196H49V198H50V196L52 195V194H50V193H51V191L53 190V185H51V184H55V183L57 184L60 180H62L63 177H61V179L59 180V178H60L59 175L61 176V174H58V173H61V172H57V171H56L57 173H53L52 170H51V172H52L54 175H52L51 172H50V173L48 172V174H51L52 177L54 176V178H49L48 175H46ZM69 172H70V171H69ZM230 172H231V171H230ZM37 173H39V172H37ZM44 173H45V175L47 176V177L45 176V177H46V181H48L49 183L46 182V181H43V180L45 179V177H44V179H42V181H40L41 178H43V177H41V174L43 175ZM227 173H228V171H227ZM63 174H64V173H63ZM82 174H80V176L83 177L84 175H82ZM119 174H120V173H119ZM6 175H7V176H6ZM51 175H49V176H51ZM56 175H57V177H59L58 179H57ZM74 175H75V174H74ZM92 175H93V176H92ZM122 175H123V174H122ZM12 176H11V177H12ZM31 176H32V177H31ZM38 176H40L41 178L38 177ZM43 176H44V175H43ZM63 176L65 177V174H64ZM80 176H79V179H78V180L82 179V177L80 178ZM55 177H56V180H55ZM75 177H76V176H75ZM96 177H98V176H96ZM100 177H101V176H100ZM14 178H15V177H14ZM26 178L28 179L27 176H26ZM76 178H78V177H76ZM29 179H28V180H29ZM39 179H40V180H39ZM48 179H51V180H48ZM53 179L55 180V181H54L55 183H53V181H52ZM86 179L84 178V180H86ZM90 179H91V180H90ZM100 179H103L102 181L106 180L105 177H104V178L102 177V178H100ZM15 180H16V179H14V184H16V187L20 188V187H19V186H21L20 183H18L17 180H16L17 182L15 183ZM18 180H20V178H19ZM24 180H25V179H24ZM58 180H59V181H58ZM78 180L76 179V181H78ZM9 181H8V182H9ZM20 181H21V180H20ZM37 181H33V183H34L33 185L36 184V186H37V183H38ZM51 181H52V183H50ZM56 181H57V182H56ZM73 181H75V179H74ZM80 181H81V180H80ZM82 181H83V179H82ZM82 181H81V182H82ZM86 181L88 182V180H86ZM98 181H99V180H98ZM23 182H24V181L22 180V184H23ZM27 182H29V181H27ZM27 182H24V183L27 184ZM30 182H32V181H30ZM30 182H29V183H30ZM42 182H43V183L46 182V183L50 184L52 188H51V187L49 188L50 185H48V184H43ZM96 182H97V179H96ZM99 182H100V181H99ZM151 182H152V181H151ZM3 183H7V184H4V187H3ZM29 183H28V184H29ZM60 183H61V181H60L58 184L60 185ZM73 183H74V185L77 184L76 182H73ZM82 183H84V185L86 186L85 181H83ZM17 184H19V185L17 186ZM26 184H25V186H26ZM28 184H27V186H28ZM30 184H31V183H30ZM30 184H29V186H30ZM56 184L54 185V189H55V191H53V192L58 194V189L61 190V187H62V189H63V185H62V186H57L58 184H57V185H56ZM71 184H72V183H71ZM121 184H122V183H121ZM121 184H118V185H121ZM152 184H153V183H152ZM1 185H0V187H1ZM6 185H7V186H6ZM41 185H42V186H41ZM72 185H73V184H72ZM124 185H125V184H124ZM22 186H24V185H22ZM22 186H21V188H22ZM27 186H26V187H27ZM29 186H28V187H29ZM36 186H35V190L38 188V187H36ZM47 186H48V188H47ZM55 186H57V188L60 187V188L57 189V192H56V187H55ZM85 186H84V187H85ZM134 186H135V185H133L132 187H131V186H127V187H131V188H133ZM5 187H8L9 189H8V190H6V189L4 190ZM31 187L34 188V186H31ZM40 187H39V188H40ZM64 187H65V186H64ZM66 187L71 188L69 185L66 186ZM73 187H74V186H72V188H71L72 190L75 189V188H73ZM86 187H87V188L92 187V189H93V186H89V187L86 186ZM117 187H118V186H117ZM117 187H116V188H117ZM124 187H125V186H124ZM124 187L122 186V188H124ZM14 188H15V187H14ZM18 188H17V189H18ZM76 188H77V187H76ZM87 188H86V189H87ZM94 188H95V187H94ZM116 188H115V190H117V193H118V191H119V187H118V189H116ZM122 188L120 187V189H122ZM131 188H130V190H131ZM15 189H16V188H15ZM15 189H14V190H15ZM17 189H16V191H17ZM22 189H23V188H22ZM28 189H29V188H28ZM51 189H52V190H51ZM86 189H85V188L83 189L84 192H87V193H89V194H88L87 196L85 195V196H86L85 198L82 197V199L84 198L83 200H81L80 198L77 199V197H78V194H77V193H78V192H75L74 190H73V192H72V191L69 189L70 192H71V195H72V196H70V194H69V192H68L69 190L67 191V189H66V191H64V192H66L67 194H66V193H63V197L65 196L66 200H65V199L63 200V198H62V194H61L62 192L58 194V195L61 196V197H59V196L57 195V197H58V198H57V197L55 196L59 201L62 199V200H61L62 203H60L58 200H56V198H53V199H54V201H53L52 197H54V195L51 196V198H50L51 200H49L48 196L46 195V198H45V199L48 198V200H44L43 198L45 197V195H44L43 193H44L45 190L41 191V188H40V189H37L36 192H37V193H40V194H36V193L33 192V191H35V190L32 191V188H31V189H30V190H31L30 193L33 192V194L36 195L35 197H37V195H38V197L40 196V198H41L42 194L44 195V196H42V198H41V202H40V198L37 197V198L35 199V200H38V201H39V204H38V203L35 204L34 201L30 200L31 198L29 199V200H30V203H27V202H29V201H26V199L28 200V198H26V196H24V195L22 196L21 192H22L23 194H24V192L21 191V192L19 193L18 197H20V194H21L22 198L25 197V200H24V198H23V200L25 201L26 204L22 205V204H23V202H22V204H21L22 208H21L20 206H19V207L17 206L18 204L20 205V202H21V201H19V200H22V198H21V199L19 198V199L17 200V201H19V203H18V202H17V204L15 203L16 205H14V203H12V204L14 205V208L18 210V211L16 210V211H17V213L15 212L16 214H13V213H12L13 211L11 212V209H13V208H12L13 206H11V205H12L11 203H10V205H9L7 202H6V203H2V204H1V202H0V229H1V230L4 229V230H2V231L4 232V234L7 232V234H6V236H7V235L13 233V227H14V226H15V227H14L15 229L18 228V227H20L19 225H20L21 223L18 222V221H16V219H15V221H14V224H12V221H13L12 218L14 219L13 215L16 216V218H17V215H19L18 218L20 217V218L22 219L21 221H22V223H23V227H26V226H29V225H30L29 227H27V229L30 228V227L32 226V227L35 229V230H34V229H32V227H31V229H32L33 231L38 230L37 232H39V229H40L42 226H47V227L49 226V227H51V225H52L53 227H56L57 230H55V228L52 227V228H53V231L51 230L52 233H50L49 230L45 229V230H46V233H47V234L50 233V236H52L53 238H54V236H55V237L57 236V235H55V232H56V231H57L56 234H57L58 232H59L60 234H59V236H57V238H55V239H58V240L53 239V241L51 242V244H55V242H56V244H57V243H58V244H57L56 246H55V245H54V246H55L56 248H57V247L59 248V245H63L64 243L62 244V242L64 241L65 244H67V245L70 244V246H71V247H70L71 250H69V251H67L66 249H65V250L63 249V250H64V251H63V250H60V248H59V251H60V252L58 251V253L56 254V255H58L57 257H59V259H60L59 261H62V260H61L62 258H67V257L73 256V255H74L73 253L81 252V250H82L83 248H85V247H87V246H89V245L91 244L92 239H91L90 236H88L87 234L85 235V233H84L85 229H91V230H93V229H95V226L98 225V224H101V222H102L103 220H104V222H105V223L103 222V227H104V224L106 225L105 229L108 228V227H111V228H112V226H113V227H114V226L116 227V223H118V222H117L118 220H117V221L115 220L116 223L112 221L113 218H111V217H113V215H111L110 213H108V214H109L111 217H109V215L106 216L107 214L102 215V214H104L103 211H105L103 208L106 207V205H105V206L103 205L104 203H102V202L100 203V200L102 199V197L100 198V200H98V199H99L98 197H100L99 194H97L98 196L96 197V195H95V196L93 195V192H91V191L89 192V190H92L91 188L88 189V190H86ZM133 189H134V188H133ZM10 190H11V192H13L12 189H10ZM24 190H25V187H24ZM26 190H27V189H26ZM38 190H39V191H38ZM75 190H79V189H75ZM83 190H81V191H83ZM85 190H86V191H85ZM123 190H124V189H123ZM123 190H122V191H123ZM125 190H126V189H125ZM125 190H124V191H125ZM1 191H2V190H0V192H1ZM3 191H2V193H0V194H2L0 197H2L1 199H4L3 202H5V198H3V197L5 196L6 192H5V194H4ZM18 191H19V190H18ZM28 191H29V190H28ZM28 191H27V192H28ZM62 191H63V190H62ZM41 192H42V193H41ZM59 192H60V191H59ZM74 192H75V193H74ZM120 192H121V191H120ZM133 192H134V191H133ZM72 193H74V194H72ZM79 193H80V192H79ZM3 194H4V195H3ZM16 194H18V192H17ZM16 194L14 193L15 197H17ZM26 194L28 195V193L25 192V195H26ZM65 194H66V195H65ZM76 194H77V195H76ZM114 194H116V193H114ZM55 195H56V194H55ZM67 195H69L71 198H73V195H76L77 197L75 196V198L77 199V201H76V200H75V201H76L77 203H76V202H73V201H72V202L69 201V202H71V203L67 202V204L69 203V206H67L66 201H68L67 199H69V196L66 197ZM6 196H7V195H6ZM28 196H29V195H28ZM28 196H27V197H28ZM32 197H33V196H32ZM13 198H14V197H13ZM59 198H60V199H59ZM75 198H74V199H75ZM94 198H97L96 202L93 200ZM8 199H9V197H8ZM8 199H6V200H8ZM10 199H12V198H11V195H10ZM85 199H86V200H85ZM103 199H104V198H103ZM13 200H14V199H13ZM13 200H10V201H11V202H16V200H15V201H13ZM23 200H22V201H23ZM42 200H44V202H43L44 204L42 203ZM55 200H56V203H58V204L60 203V204H59L60 206L62 205V206H65V207H60V206L58 205V208H59V207L61 208L60 210H59L58 208L56 209V207L53 208V206L57 205V204L55 203ZM71 200H72V199H71ZM31 201H32L33 203H31ZM46 201H47L48 203H46ZM49 201H50V203H49ZM51 201L54 202L55 204L51 205V204H52ZM57 201H58V202H57ZM102 201H103V200H102ZM147 201H148V200H147ZM8 202H9V201H8ZM63 202H64V203H63ZM103 202H105V201H103ZM149 202H151V201H148V204L146 205V200H145L144 204H145L147 210H148V208L150 207V209H149L147 212H148V213H151V212H149V211L152 210V209H151V204H152V203L149 204ZM40 203H41V204H40ZM73 203H74V204H73ZM105 203H107V201H106ZM45 204H46L47 206H46ZM70 204H71L72 206H71ZM75 204H76V205H75ZM1 205H2V206H1ZM44 205L46 206V209L44 208V207H45ZM49 205H51V206H49ZM74 205H75V208H74ZM148 205H149V206H148ZM9 206H10V207H9ZM15 206H17L18 208H16ZM36 206L39 207V208H40V206H42V207L45 209V211L42 212L44 209L41 211V209H37ZM66 206H67V207H66ZM95 206H96V207H95ZM99 206H100V210L97 209ZM102 206H104V207L102 208ZM128 206H129V205H128ZM145 206H144V208H143L144 211H142V212H145V211H146ZM147 206H148V207H147ZM23 207H24V208H23ZM42 207H41V208H42ZM69 207H70V208L72 207V209H69ZM94 207H95V208H94ZM152 207H153V206H152ZM7 208H10V211H9ZM101 208H102V209H101ZM130 208L133 210V207L130 206ZM15 209H13V210H15ZM30 209H31V210H30ZM131 209H130V210H131ZM7 210H8L9 213L7 212ZM39 210H40V211H39ZM96 210H97V211H96ZM132 210H131V211H132ZM100 211H101V213H100ZM131 211H130V212H131ZM40 212H42V213H40ZM95 212H96V213H95ZM97 212L100 213V215H101V218H100V219L97 218V216H98V213H97ZM130 212H129V213H130ZM135 212H136V211H135ZM135 212H134V216H135ZM137 212H138V211H137ZM137 212H136V214H138V216L136 215V217H139V219H141L142 216H144L145 214H147V213L145 212V213H143V215H142V214L139 215V213H142V212H139V213H137ZM10 213L12 214L11 216H10ZM27 213H28V214H27ZM29 213H30V215H29ZM131 213H132V212H131ZM132 214H133V213H132ZM27 215L30 216V217H28ZM102 216H103V217H102ZM20 218H19V219H20ZM108 218H109V220H108V222L106 223V221H107ZM19 219H18V220H19ZM111 219H112V220H111ZM115 219H116V218H115ZM23 220H24V221H23ZM134 220H136V219H134ZM137 220H138V218H137ZM19 221H20V220H19ZM43 221H45V222H43ZM70 221H71V223H72L71 225H70ZM109 221H110V223H109ZM111 221H112L113 223H115V225H112V226H111V225H110V224H112ZM24 222H28V224L26 225V223L24 224ZM133 222H134V221H133ZM133 222H132V223H133ZM138 222H139V221H138ZM15 223L17 224V226H16ZM18 223H20V224L18 225ZM123 223H124V222H123ZM125 223H127V222H125ZM120 224H121V223H120ZM127 224H128L127 227L132 225V224L129 225V223H127ZM135 224H136V223H135ZM69 225L71 226V229L66 230V228H67ZM125 225H126V224H125ZM121 226H122V225H121ZM132 226H134V225H132ZM39 227H40V228H39ZM47 227H46V228H47ZM49 227H48V228H49ZM123 227H126V226L123 225ZM123 227H121L120 229H123ZM20 228H21V227H20ZM36 228H37V229H36ZM38 228H39V229H38ZM42 228H43V227H42ZM42 228H41V229H42ZM44 228H45V227H44ZM52 228H51V229H52ZM11 229H12V231H10ZM49 229H50V228H49ZM64 229H65V230H64ZM115 229H117V228H115ZM120 229L118 228V230H120ZM1 230H0V231H1ZM21 230L23 231V228H21ZM58 230H59V231H58ZM118 230H117V231H118ZM15 231H16V232H17V231H20V229H19V230H14V232H15ZM28 231H29V230H27L26 232H28ZM30 231H31V230H30ZM30 231H29V233H30ZM47 231H49V232H47ZM54 231H55V232H54ZM117 231H116V232H117ZM8 232H9V234H8ZM11 232H12V233H11ZM37 232H35V233L37 234ZM42 232H43V231L40 230V233H42ZM120 232L123 233V231H120ZM120 232L118 231L117 233L120 234ZM21 233H23V232H21ZM29 233H26L27 236L29 235ZM32 233L35 234L34 232L31 231V234H32ZM74 233H75V234H74ZM82 233H83V234H82ZM117 233H116V234H117ZM15 234L17 235V234H19V232L15 233ZM92 234H93V233H92ZM0 235H1L2 238L4 237V238L6 239V236H4L2 232L0 233ZM2 235H3V236H2ZM16 235H14V237H15ZM22 235H23V234H22ZM11 236H13V234H12ZM37 236H39V235H37ZM40 236H41V234H40ZM45 236H46V234L44 233V236H43V237H45ZM50 236H48L49 239H50ZM1 237H0V238H1ZM8 237H9V236H8ZM8 237H7V240H8V241H5L4 239L2 240V238L0 239V246L2 247V248L0 247V255H1V257H2V256H5V255L7 256V253L9 252V249H7V248H9L10 245H12L11 243L14 244V242H16L17 240H18V242H19L20 237H22V236H18V235H17L16 238L18 237L19 239H18V238H17V239L15 238L14 240L11 239V240H13V242L11 241L10 243H9V238H8ZM29 237L32 238V239H30V242H29V243H31V244H32L33 242L35 243V240H33V237H34V236L29 235ZM35 237H36V236H35ZM43 237H42V238H43ZM52 237H51L50 241L52 240ZM58 237H59V238H58ZM10 238H11V237H10ZM25 238H26V236H25ZM42 238H41V239H42ZM100 238H101V237H100ZM105 238H106V235L101 239V242L104 241ZM28 239H29V238H28ZM39 239H40V238H39ZM46 239H47V238H46ZM46 239L44 238L43 241H45ZM49 239H48V242H49V244H50ZM37 240H38V237H37ZM98 240L100 241V239H98ZM23 241H24V239H23ZM31 241H33V242H31ZM66 241H67L68 243H67ZM72 241H74V242L76 241L77 244L75 243L76 245L73 246ZM25 242H26V241H25ZM38 242H39V241H38ZM48 242H47V243H48ZM53 242H54V243H53ZM59 242H60V244H59ZM21 243H22V242H21ZM34 243H33V244H34ZM39 243H40V242H39ZM47 243H46V245H47ZM9 244H10V245H9ZM22 244H23V243H22ZM106 244H107V243H106ZM106 244H105V245H106ZM3 245H4V246H3ZM5 245H6V247H5ZM7 245H9V247H7ZM23 245H24V244H23ZM23 245H22V246H23ZM35 245L38 246V247L40 246V245H38V244L36 243V244L33 245V247H34ZM100 245H101V243H100ZM105 245L102 243V246L98 247L99 249H97V250L95 251V253L98 252V250H104L103 253H106L108 250L111 251V250H115V248H116V246H112V247H110V248H106V249H107V251H106V249H104V248H105V247H104ZM14 246H17V245H14ZM18 246H19V245H18ZM36 246H35V247H36ZM42 246H43V249H44V250H39V251H40L39 253H38V251H37V250H38V249H37L38 247L35 248V249H37V250H35V251L39 254V257H40V255H41V253H42V256H43V254H44V255L46 254V256L48 255V254L46 253V251H45V245H42ZM63 246H64V245H63ZM10 248H12V249L14 248V249H15V247H13V246H11ZM21 248H22V247H21ZM40 248H42V247L40 246ZM2 249H4L5 252L2 251ZM27 249H28V248H27ZM61 249H62V247H61ZM6 250H8V252H7ZM19 250H20V248H19ZM30 250L33 251V248L31 247ZM21 251H22V250H20V251H18V252L22 254ZM28 251H29V249H28ZM105 251H106V252H105ZM1 252H4V253H1ZM10 252H11V253H10ZM10 252H9L10 254H8V255L11 256V257H12V255H13L12 253H15V255H17V254H16L17 252H15V251H12V250H11ZM26 252H27V251H26ZM36 252H33L32 254L34 255ZM44 252H45V253H44ZM61 252H62V253H61ZM2 254H3V255H2ZM4 254H5V255H4ZM11 254H12V255H11ZM29 254L31 255V251L29 252ZM38 254H37L36 256H38ZM96 254H97L98 257L101 256V257L104 259V257H103L104 254L101 255V252H100V251H99L98 253H96ZM96 254H94L95 256H93V257H95L94 259H96V257H97ZM19 255H20V254H19ZM24 255H25V254H24ZM33 255H32L31 257H34V259H35V255H34V256H33ZM54 255H55V254H54ZM99 255H100V256H99ZM147 255H148V254L145 253V255H143V256L147 258ZM149 255H150V254H149ZM17 256H18V255H17ZM28 256H29V255H28ZM60 256H61V257H60ZM143 256H142V257H143ZM1 257H0V260H2ZM101 257H100V258H101ZM107 257H108V256H107ZM140 257H141V256H140ZM4 258L6 259L7 257H4ZM4 258H3V260H4ZM29 258H30V257H29ZM36 258H37V257H36ZM71 258H72V257H71ZM71 258L69 259L70 261L67 260L66 262H68V261H69V263L72 262V261H71V260H72ZM148 258L151 259V258H152V255H150V257H148ZM153 258H154V261H153L154 264H158V259H157V260L155 259V258H157V257L154 256ZM7 259H8V258H7ZM14 259H15V258H14ZM30 259H31V258H30ZM30 259H29V260H30ZM38 259H39V258H38ZM40 259H42V258H40ZM40 259H39V260H40ZM55 259H57V258L55 257ZM67 259H68V258H67ZM92 259H93V258H92ZM92 259H90V260H86L87 263H86V261H83V260H82V261L85 262V264H89L88 262H90ZM144 259H145V258H144ZM144 259H143V260H144ZM36 260H37V259H35V262H37ZM43 260H45V261L47 262V261L49 260V257H47V259H43ZM57 260H58V259H57ZM63 260H64V259H63ZM161 260H162V261H166V260H163V259H161ZM161 260H160V261H161ZM10 261H11V258H10ZM13 261H14V260H13ZM13 261H12V262H13ZM31 261H32V259H31ZM33 261H34V260H33ZM160 261H159V262H160ZM4 262H5V260H4ZM12 262H10V263L12 264ZM35 262H34L33 264H35ZM73 262H74V260H73ZM83 262H79V263L84 264ZM108 262H109V261H108ZM43 263H44V262H43ZM47 263H48V262H47ZM47 263H46V264H47ZM111 263H112V262H111ZM13 264H14V262H13ZM38 264H39V263H38Z\"/></svg>", "mask_w": 264, "mask_h": 264}]
</instances>
